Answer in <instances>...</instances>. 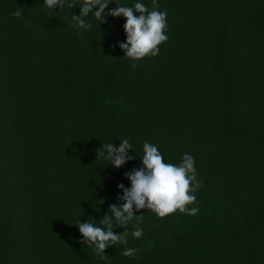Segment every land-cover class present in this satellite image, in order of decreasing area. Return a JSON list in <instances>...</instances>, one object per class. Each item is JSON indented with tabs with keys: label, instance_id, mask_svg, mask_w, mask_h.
<instances>
[{
	"label": "trees",
	"instance_id": "obj_1",
	"mask_svg": "<svg viewBox=\"0 0 264 264\" xmlns=\"http://www.w3.org/2000/svg\"><path fill=\"white\" fill-rule=\"evenodd\" d=\"M79 2L0 0V264H264V0H155L168 39L134 69L125 20L107 16L134 0L87 31ZM123 139L132 160H96ZM145 142L168 163L194 157L199 212H134L135 258L116 245L101 261L75 224L121 203Z\"/></svg>",
	"mask_w": 264,
	"mask_h": 264
},
{
	"label": "clouds",
	"instance_id": "obj_2",
	"mask_svg": "<svg viewBox=\"0 0 264 264\" xmlns=\"http://www.w3.org/2000/svg\"><path fill=\"white\" fill-rule=\"evenodd\" d=\"M113 0H80L79 16L72 15L74 27L77 31H87L91 25L86 17H93L99 23L105 19V9ZM149 8L141 2L134 0L131 7L118 5V7L107 12V16L122 17L125 20L123 32L125 40L118 44L119 50L124 54L123 58L133 63V69L137 66L135 62L146 57H156L159 54L158 47L167 41V12L159 11L155 6ZM51 13L54 8L69 10L73 7L72 0H42V6ZM12 15L19 19L20 11H14ZM143 155L139 159L141 167L125 173L129 187L118 184L117 189L122 194L117 197L121 203L112 204L107 213L96 223L91 219L75 224L81 237V243L91 247L95 255L105 260V249L120 245L123 247L121 255L127 258H135L137 249L127 247L129 235L132 239L139 240L143 237L140 227L141 215H134L146 209L157 218H164L179 212L189 216H195L199 208L195 206V193L200 188L197 178L194 157L190 153L181 156L179 164L165 161L161 151L156 145L145 142L142 146ZM132 145L127 139L119 141L118 146L106 143L96 151V160L104 162V166L110 165L113 170H118L127 161L133 159L129 156ZM163 161V162H162ZM132 226L129 233L127 229ZM123 229L115 234L113 229Z\"/></svg>",
	"mask_w": 264,
	"mask_h": 264
}]
</instances>
